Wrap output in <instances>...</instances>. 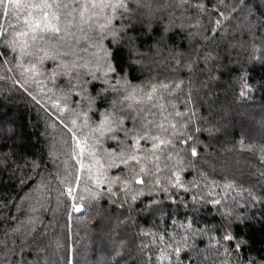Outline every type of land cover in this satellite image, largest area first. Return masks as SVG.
Returning <instances> with one entry per match:
<instances>
[{"label":"trees","instance_id":"1","mask_svg":"<svg viewBox=\"0 0 264 264\" xmlns=\"http://www.w3.org/2000/svg\"><path fill=\"white\" fill-rule=\"evenodd\" d=\"M95 11L59 40L30 30V6L0 14V264H264V139L236 127L225 141L233 109L212 115L202 91L211 75L207 98L221 90L243 113L264 107V0ZM108 113L123 122L98 131ZM144 135L140 163L122 164ZM155 135L172 144L153 153Z\"/></svg>","mask_w":264,"mask_h":264},{"label":"snow or ice","instance_id":"2","mask_svg":"<svg viewBox=\"0 0 264 264\" xmlns=\"http://www.w3.org/2000/svg\"><path fill=\"white\" fill-rule=\"evenodd\" d=\"M223 2V0H221ZM127 3V0H0V14L7 15L9 14V9L12 6L20 7L21 5L24 6H30L33 10H36L38 12L37 17L34 20L26 21L28 24L30 30L32 32H39L41 33H50L53 34L54 39H63L65 34L67 35H74V32H71L70 29L74 28L76 26V23L84 22L85 17L87 14L91 13V15H96V9L100 8H111L113 10L124 8ZM240 3H244V0H240ZM29 15H32V13H29ZM91 15L88 16V18H91ZM220 21H217V24H219ZM111 24V19L109 18L106 23L100 25L102 29H109V25ZM115 34V33H113ZM28 35L27 32H18L17 38L20 36H26ZM33 39H36L34 36ZM39 39L43 40L44 37L40 36ZM12 45H15L17 43V40L14 39L12 42ZM111 71H115L114 68H111ZM119 83V82H117ZM160 87L167 88L168 85H161ZM178 87V85H177ZM104 91V89H102ZM153 92L156 91L154 88L152 90ZM244 95V92H241V96ZM131 95L124 96L123 100L119 101L122 103L123 101L133 99ZM148 100H152V95H148ZM117 101H113V104L115 105ZM155 105H153L154 107ZM129 108H131V105H128ZM185 113L182 112H175V116L180 117L184 116ZM167 119V117H165ZM123 121L119 120L112 116L111 113H108L105 115L104 120L102 121V126L100 129H97L98 131H108L112 132L113 127L112 125L115 124H121ZM148 124L152 125L153 121L149 120L147 121ZM73 124H75V121H73ZM157 128L162 129L163 133L168 132V128H164L163 125H155ZM169 127L175 129L177 125H170ZM132 129H129L128 132H132ZM173 136H180L182 137V134H178L176 132H173ZM149 137L147 135L140 136L139 139L134 140L133 143L129 144L125 150H121L119 153V158L122 164L128 165L130 162H135L136 164L140 163V157H138L135 154L134 149L138 147L140 140L148 139ZM154 142L152 145L151 151L155 153L157 150H162V147H167L168 145L172 144L171 139H165L162 138L160 135H155L150 137ZM192 140V137L189 136L187 139L179 138L177 139V143H183L187 145L189 141ZM81 151H84V149H81ZM198 152L195 147L191 148V156L196 157L198 156ZM167 159H172L171 156L166 157ZM147 159V157H145ZM158 160L159 157H156ZM110 166H115L110 165ZM131 172L135 173V168H132L130 170ZM157 172L160 171L159 168L156 169ZM139 174H143V176H148L149 173L146 172L145 167L141 166L139 168ZM79 179V177H77ZM135 184H144L145 179L143 178H136ZM157 184L160 183L159 180L156 181ZM128 187V183H125V188ZM74 189H69L68 192L71 193ZM132 199H136V196H133ZM215 203L219 204V201H216ZM75 211H80L81 209L79 207L74 209ZM15 231V230H14ZM224 239L231 240L233 239L232 236H225ZM2 251V249H0ZM179 251V249H177ZM0 259H3L2 256H0Z\"/></svg>","mask_w":264,"mask_h":264},{"label":"rangeland","instance_id":"3","mask_svg":"<svg viewBox=\"0 0 264 264\" xmlns=\"http://www.w3.org/2000/svg\"><path fill=\"white\" fill-rule=\"evenodd\" d=\"M237 42H238V40L231 39L232 45L230 46V50H234L236 48ZM237 57L240 58L239 52H238ZM262 59H263L262 62H264V57H262ZM237 60H239V59H237ZM148 61H145V63H144V64H146V69H147V67H150L149 66L150 60H148ZM233 64H236L235 58H232V64L231 65H233ZM217 71H218L217 67L213 66V67H210L208 73L214 74ZM213 80L214 79L212 78V76L208 75L205 79H203V85H202L203 86L202 91L206 97L205 99H207V104H209V110H210L211 114L215 115L217 112L221 113L227 107H229L230 109H233V110H230L224 114V117L227 120L226 121L227 125L225 124L224 127H222L224 132L227 133L224 136V140L225 141L229 140V135H230L231 130L235 129L236 127H240L241 133H244L245 135H247L250 138H254V139L263 138L264 139V107L263 108L255 107L252 111H248L246 113H243L242 109L238 105H235L232 98H230L226 94L228 92H222L221 90L220 91L218 90L216 92L213 90V95L211 97L207 98L209 91L211 89L207 90V87H205V84L208 85V87H211L213 85V83H212ZM200 98L202 99L201 95H200ZM127 110H129V113L133 112L131 110V108H128ZM234 110H236V112ZM133 115H135V113H133ZM134 118L137 119V116L135 115ZM235 119H237L239 121V123H234V125H233L232 122L236 121ZM224 121H225V119H223V122ZM7 122L11 123V120L7 119ZM6 128H7L6 126H3L1 128V130H6ZM219 131L222 132L221 129ZM236 162L234 163L233 167L236 170H239V171H237L238 173L241 172L242 170H246L245 167L242 168V164L240 165V163H238V162L236 163ZM66 193L68 195H71V193H72V196H73V191L71 193L66 191Z\"/></svg>","mask_w":264,"mask_h":264}]
</instances>
